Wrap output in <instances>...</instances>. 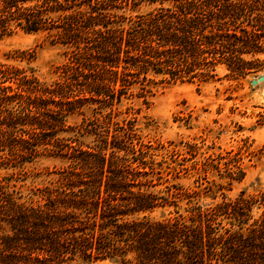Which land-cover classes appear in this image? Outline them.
<instances>
[{
	"label": "trees",
	"instance_id": "1",
	"mask_svg": "<svg viewBox=\"0 0 264 264\" xmlns=\"http://www.w3.org/2000/svg\"><path fill=\"white\" fill-rule=\"evenodd\" d=\"M142 5L154 8L125 15ZM17 31L71 51L51 84L0 64V167L44 151L68 163L27 197L0 180V264H264V189L226 198L208 180L214 163L194 187L169 185L181 171L148 159L133 108L119 110L161 83L214 80L219 65L252 70L264 55V0H0V39ZM235 167L229 178L242 181Z\"/></svg>",
	"mask_w": 264,
	"mask_h": 264
},
{
	"label": "rangeland",
	"instance_id": "2",
	"mask_svg": "<svg viewBox=\"0 0 264 264\" xmlns=\"http://www.w3.org/2000/svg\"><path fill=\"white\" fill-rule=\"evenodd\" d=\"M153 8L142 5L136 11L126 10L125 15L147 14ZM70 51V47L53 40L47 33L17 31L0 39V64L25 70L41 82L51 84L61 79L59 68L68 62ZM257 57L260 62L252 63V70L242 76L232 75L226 66L219 65L214 80L161 83L146 98L134 96L123 100L119 110L125 112L127 107L133 108L131 117L137 119L142 141L151 147L148 159L154 163H169L176 172L181 171L178 177L169 180V185L194 187L202 163H214L216 168L207 174L208 180L225 185L226 198L235 199L243 191L246 195H256L264 189V81L252 85L253 80L264 76V55ZM244 58L248 61L255 59L250 55ZM138 87L132 89L134 94L139 91ZM125 117L127 114L124 113L118 120ZM80 123L79 115L68 119L70 126ZM73 134L61 133L59 136ZM78 138L84 145L94 144L93 137ZM67 163L65 158L44 151L33 161L18 167L15 166L18 164L0 167V180L8 179L5 181H10L23 197H27L32 189L55 179L54 172ZM235 165L245 171L242 181L229 178L228 172L236 171ZM164 189L165 185H162L156 191ZM221 198L219 196L217 200ZM211 202L210 198L202 199V203ZM259 213L260 210L255 208L253 214L257 216ZM69 264L128 263L120 259L95 262L78 259Z\"/></svg>",
	"mask_w": 264,
	"mask_h": 264
},
{
	"label": "water",
	"instance_id": "3",
	"mask_svg": "<svg viewBox=\"0 0 264 264\" xmlns=\"http://www.w3.org/2000/svg\"><path fill=\"white\" fill-rule=\"evenodd\" d=\"M264 81V76H260L258 77L256 80H253L252 81V85L255 86L257 85L258 83H262Z\"/></svg>",
	"mask_w": 264,
	"mask_h": 264
}]
</instances>
